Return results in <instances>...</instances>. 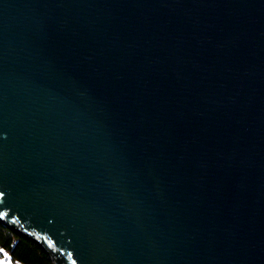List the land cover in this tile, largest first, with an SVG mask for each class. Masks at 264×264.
Masks as SVG:
<instances>
[{
    "label": "water",
    "instance_id": "95a60500",
    "mask_svg": "<svg viewBox=\"0 0 264 264\" xmlns=\"http://www.w3.org/2000/svg\"><path fill=\"white\" fill-rule=\"evenodd\" d=\"M0 191L56 264H264V0H0Z\"/></svg>",
    "mask_w": 264,
    "mask_h": 264
},
{
    "label": "trees",
    "instance_id": "16d2710c",
    "mask_svg": "<svg viewBox=\"0 0 264 264\" xmlns=\"http://www.w3.org/2000/svg\"><path fill=\"white\" fill-rule=\"evenodd\" d=\"M0 245L10 252L15 262L56 264L49 253L36 241L21 236L2 223H0Z\"/></svg>",
    "mask_w": 264,
    "mask_h": 264
},
{
    "label": "snow or ice",
    "instance_id": "6c2138e0",
    "mask_svg": "<svg viewBox=\"0 0 264 264\" xmlns=\"http://www.w3.org/2000/svg\"><path fill=\"white\" fill-rule=\"evenodd\" d=\"M4 193L0 191V197H3ZM0 215H7L6 213H0ZM0 255L3 257H6V259H0V264H13V261L9 257L8 253L5 251V249L0 248ZM73 264H76L75 261H73Z\"/></svg>",
    "mask_w": 264,
    "mask_h": 264
},
{
    "label": "built area",
    "instance_id": "2783aa9c",
    "mask_svg": "<svg viewBox=\"0 0 264 264\" xmlns=\"http://www.w3.org/2000/svg\"><path fill=\"white\" fill-rule=\"evenodd\" d=\"M0 248H3V247H1V245H0ZM3 249H4V248H3ZM5 251L8 253L9 257H10L11 260L13 261L10 252H9L8 250H6V249H5ZM0 259H6V257H3L2 255H0ZM13 264H25V263H23V262H15V261H13Z\"/></svg>",
    "mask_w": 264,
    "mask_h": 264
}]
</instances>
